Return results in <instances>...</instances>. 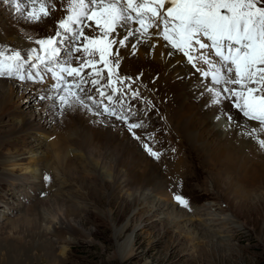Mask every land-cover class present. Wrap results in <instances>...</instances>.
I'll return each mask as SVG.
<instances>
[{
    "label": "bare ground",
    "instance_id": "6f19581e",
    "mask_svg": "<svg viewBox=\"0 0 264 264\" xmlns=\"http://www.w3.org/2000/svg\"><path fill=\"white\" fill-rule=\"evenodd\" d=\"M11 11L10 8L0 6V42L13 46L12 50H21L22 53L26 54L30 48L34 47V43L28 39L29 35H33V33L25 31L26 28L31 26L25 25L23 20H19V17L14 14L10 15ZM56 15L59 16L60 13L57 12ZM17 20H19V24H17ZM40 31L46 32L47 29L41 28ZM132 42L135 43L136 40H132ZM153 43L157 45L155 48L150 47ZM119 51L122 54L121 63L123 66H129V69L140 70L141 72H144L145 68L157 72L156 76H152V84L161 83V86L165 87L163 91L167 89L170 92L173 103L177 107L176 115L169 116L170 106L169 108H163L161 104H156L154 100H147V98L140 96H137V99H133L132 95H127L126 98L120 97L125 99V105L119 107L120 111H125L129 115L130 122H142L145 125V127L134 130L140 136V139L134 138L132 133L128 131L127 125L114 117L95 116L86 113L82 109L69 111L64 118L55 116L52 100L32 99L29 94V92H32L31 95L35 93L39 96L42 94L52 95L53 93L50 90L51 80L48 78H46L44 84H32L31 82L21 84L14 79H0V126L3 125L1 121L5 114L17 117L16 128L12 133H0V167L9 169L7 172L4 171L0 174V179L13 180L10 174L15 168L30 163H32L31 166L40 165V162L46 163L51 155L53 159L52 166L67 176L75 174L81 180L79 193L83 201L80 206L71 204L70 200H58L56 196L37 202L42 208L48 205L46 211L51 215L50 219L47 216L48 220L43 221V227L39 225L42 233L51 236L53 242L66 240L74 242L75 239L81 238L82 241L78 242L91 245L98 236L102 237L103 233H101V229L97 228L98 225H96L97 229L94 231L86 230L85 225L88 224L89 220L84 217V214L89 213L100 219L99 213L104 212L106 214L107 211L111 223L112 240L116 246L112 253V259L126 260L132 256L134 232L141 227L142 218L145 214H152L154 217H165L168 227L178 228L187 216L169 203L172 197L171 188L175 187L177 182L183 179V176L175 175L169 187L171 195L166 190V183L168 182L165 177V174L170 175V171L176 168V165L173 164L184 162L183 153L180 154L176 148L171 149L167 146L168 140L170 138L174 139L172 137L177 133L176 129L172 128L175 118L181 125L179 126L180 130L192 133V140L195 143H200L206 149L211 164L205 168L207 184L220 181L224 185L225 191L232 194V199L237 205L242 206V208L245 207L257 215H263L264 151L258 150L254 142L236 135L235 124L229 127L226 118L222 117L220 120L215 118L219 113L214 108L206 106L207 94L201 95L203 92L201 79L190 68L184 57L179 53L168 56L167 53L172 50L165 47L162 40L155 38L148 43H140L135 56L131 55V49H119ZM85 71L91 72L92 70L86 69ZM138 79L141 81L139 87H144L142 78L139 77ZM87 85L89 94L98 103L107 104V101L99 97L90 83ZM97 87L109 93L111 92L100 84ZM153 90L149 87L147 93L153 95L155 93ZM187 92H191L195 97L193 100L196 105L193 103L187 104V101L190 100ZM88 102L91 103V101ZM129 105L133 110H136L134 114L132 110L128 111ZM154 105L159 106L161 109L157 110ZM225 107L226 111L230 112L235 118V121L244 125L248 124V121L241 113L232 108L230 103H226ZM161 111L164 112L163 117L156 114V112L162 114ZM10 122L11 120H9ZM74 127H77V129ZM145 128L152 130V133H147ZM168 128L173 130L170 131ZM141 129L146 132H142ZM29 133L35 134L32 136L33 138L40 139L43 135L48 138L53 137L50 142L51 151L48 153L47 150V153L40 156L38 152L44 146L41 142L34 140V145L30 146L31 149L28 148L26 152L28 145L25 144ZM12 137L21 139L23 143L21 149H19L21 146L18 145V142L12 140ZM143 142L149 143L155 151L161 154L159 160L155 161L147 152L138 147L139 143L140 146H143ZM67 146L73 148V152L75 151L88 162L86 169H83L84 171L81 168H79L81 171H77V168L71 163L72 160L68 159L65 151ZM26 154L36 157V160L27 161ZM81 157L79 160H81ZM31 169L29 171L33 172L34 169ZM229 169H234L237 175L229 172ZM182 170L184 172V167ZM84 173H88L96 179L99 186H94V188L92 187L93 190H89L87 188L89 184ZM239 174L242 177H239ZM38 183L42 186L40 180ZM93 184L91 183V185ZM30 187L27 188L23 185L20 189H24L23 191L30 190V193L36 197V192L32 191L36 188ZM110 188L112 189L111 198L109 202L104 203L100 198L101 194L107 193ZM44 192V198L52 193L50 188ZM104 206L107 209L102 211ZM142 208H146L144 212H141ZM91 209L95 211L94 214L88 211ZM202 210L205 212L204 215L208 217L206 218L208 223L205 222V224L199 226L204 225L205 227H203L210 234L212 231H210L209 222L212 218L223 223L234 221L230 216L217 218L206 208ZM200 211L195 210V213ZM129 212H131L133 220H127L122 224ZM15 224L14 222L11 223L13 232L17 231V228H15L17 225ZM37 226V224H32L24 235L29 236L31 234L38 237V233L36 234V231H34V228L37 230ZM197 226L193 229L196 234H198L196 231ZM130 229L131 232L129 233ZM217 232L218 234L223 232L222 227H217ZM10 235L12 236V234ZM213 239L210 238L208 242ZM19 240L13 239L14 242L16 241L14 246L16 253L13 252V258H19L23 264H39L38 261L41 264H62L59 255L54 254V251H56L54 244L43 242L40 246L26 245L21 239ZM119 240L122 242L119 243ZM19 244L25 245L22 250L19 249ZM33 251L34 254H32ZM29 259L32 260V263ZM17 264H20V261Z\"/></svg>",
    "mask_w": 264,
    "mask_h": 264
},
{
    "label": "snow or ice",
    "instance_id": "6c2138e0",
    "mask_svg": "<svg viewBox=\"0 0 264 264\" xmlns=\"http://www.w3.org/2000/svg\"><path fill=\"white\" fill-rule=\"evenodd\" d=\"M0 6L31 26L25 31L33 33L28 39L37 46L26 54L0 51V79L21 84H44L50 79L53 94L39 99L53 101L55 116L64 118L69 111L82 109L114 117L140 139L134 130L145 125L130 122L129 115L115 107L125 105L120 97L126 98L128 92L133 99L139 95L128 83L132 77L117 75L119 49H131L135 56L140 43L155 38L172 50L168 56L181 54L200 73L201 95L206 93V106L219 113L215 118H226L229 127L235 124L236 135L264 151V0H0ZM98 65L107 72L110 93L97 87ZM89 83L107 104L89 94L85 88ZM226 103L248 124L235 121ZM143 147L149 156L160 159L149 143L143 142ZM173 200L191 211L187 198L174 194Z\"/></svg>",
    "mask_w": 264,
    "mask_h": 264
},
{
    "label": "rangeland",
    "instance_id": "374dc122",
    "mask_svg": "<svg viewBox=\"0 0 264 264\" xmlns=\"http://www.w3.org/2000/svg\"><path fill=\"white\" fill-rule=\"evenodd\" d=\"M12 47L7 43L0 42V51L8 52V50L11 51L13 49ZM119 72H122L125 76L127 75L128 77L133 78L134 82H130V86L139 93L138 96L147 98V100H154L156 104H161L163 108H169L170 106L172 109H169V116L176 115L175 111L177 110V107H175V104L173 103L170 92L167 89L166 91H163V88L165 87L161 86V83H158L157 85L152 84V76H156L157 72H152L147 68H145L144 72L129 69V66H123L122 63H120ZM135 75L142 78V81H144V87H139L141 81L137 79ZM149 87L152 90L154 89L153 92L155 93L153 95L147 93ZM31 93L32 92H29L30 98L39 99V95L36 93L31 95ZM130 93L131 92H128V95H131ZM187 94L190 98V100L187 101V104H195L193 100L195 97L192 93L187 92ZM154 106L157 110L161 109L157 105ZM161 113L162 114L156 112L160 117H163L164 112L161 111ZM156 114L155 116H157ZM8 119L11 120L10 123ZM16 122L17 117L5 114L1 121V124L3 125L0 126V133H12L16 128ZM179 126L181 125L177 122V118H175V122L172 123V128L174 130L176 129L175 131L177 133L172 137L174 139L170 138L168 140L167 146L171 149L176 148L180 154L183 153L184 162L182 161L178 164H173L176 165V168L170 171V175L165 174L166 180L169 183H166V190L168 192L175 175L183 176V179L178 181L175 187L171 188L172 197L170 201L169 196L170 203L168 202L172 206H175V209L182 211L187 216L186 219L188 220L184 219V222L182 221V224L178 228L168 227L167 219L165 217H154L152 214H145L142 218L141 227L134 232V249L132 256L126 260L117 258L112 259V253L114 249H116V246L112 240L111 223L107 211L106 214L104 212L99 213L98 216L100 219L95 218L89 213L84 214V217L89 220L88 224L85 225V229L88 231H94L98 228L99 230L101 229L100 231L103 233L102 237L98 236L91 245L78 242L82 241L81 238L75 239L76 241L74 240V242L70 240H66L67 242H53L51 236H48L44 232L42 233L40 229V227H43V221L48 220V217L50 219L51 215L46 211L48 205L42 208L37 202L39 200L42 201L56 196L58 197V200H70L71 204L73 203L80 206L83 200L80 198L81 194L79 193V185L81 183L80 178L75 176V174L67 176L61 173L60 170L52 166L53 159L50 155L51 159L49 158L46 163L40 162V165L38 164L34 166H31L32 163H30L12 170L10 175H12L13 180L0 179V264H17L18 261H20V264H23L19 258H13V252L16 253L14 246L16 245V241H20L19 239L26 243V245L32 244L40 246L43 242L54 244L56 248L54 254L59 255L60 259H62V264H264V214L257 215L249 211L247 208H242V206L240 207L237 205L232 199V194L229 191H225L224 185H222L220 181H213L212 183L207 184L205 168L209 167L211 164L206 149H204L200 143H195L192 140V133L180 130ZM74 128L77 129V127ZM168 129L170 131L173 130L171 128ZM145 130L147 133H152V130H149L148 128H145ZM145 130H142V132ZM33 135L35 134H28L25 144L26 146L28 145L26 152L28 151V148L31 149L30 146L34 145L33 141L37 140L44 146L39 150L40 153L38 152V154L42 156L47 153V150L49 153L51 151L50 142L53 140V137L48 138L43 135L39 139L33 138ZM12 140L18 142V145L21 146L19 149L22 148L23 143L21 139L12 137ZM138 147L144 150L143 146H140V143ZM65 151L68 155V159L72 160L71 163L77 168V171L86 169L88 162L75 153V151L73 152V148L67 146L65 147ZM32 157L33 156L29 154L25 155L27 161L36 160V157ZM80 157L81 160H79ZM154 160L157 161L156 159ZM155 161L154 163H156ZM183 167L184 172L182 170ZM31 168L34 169L33 172H30L32 170ZM79 168H81V170ZM8 170L9 169L7 168L4 169L3 167H0V174L4 173V171L7 172ZM229 172L236 174L234 169H231ZM88 173H84V176L86 177L85 179L89 184L87 188L93 190L94 186H99V182ZM45 175L50 177L49 181H45ZM238 176L242 177L240 174ZM39 180L42 183L43 189L38 183ZM91 183L94 184L91 185ZM23 185L27 188L28 186H31L30 188H32V186L36 188L32 190L33 192H36V197L30 193V190H21L20 188H22ZM49 188L52 193L44 198V191H47ZM111 191L112 189L110 188L107 193L101 194L100 198H102L104 203L109 202L112 195ZM174 194H180L187 198L190 203L191 211L179 207L173 200ZM169 195H171V193ZM204 208L209 210L210 213L217 218L220 216H230L234 221H232V223L230 221L228 223H223L212 218L209 222L210 231H212L210 234L207 229L204 228V225V227L199 226L205 224V222L208 223V221H206V218L208 217L204 215L205 212L202 210ZM106 209L107 207L104 206L102 211H105ZM145 209L146 208H142L141 212H144ZM195 210L201 211L195 213ZM88 211L92 212V214L95 212L93 209ZM127 220H133L131 212L127 214L122 224ZM12 222H14V224L17 222L15 224L17 225V227H15L17 228L16 232H13V226L11 227ZM32 224L38 225L36 228L37 230L34 228L36 234L38 233L39 235L38 237L31 234L29 236L24 235L25 231L28 230ZM96 225H98L97 228ZM195 226H197L196 231L198 234L193 231ZM217 227H222L223 232L218 234ZM131 229L128 231L129 233L131 232ZM10 234H12V236ZM210 238L214 239L208 242ZM13 239L16 241L14 242ZM121 242L122 241L119 240V243ZM24 246L25 245L19 244L18 247L22 250ZM32 254H34V251ZM59 257L57 258L59 259ZM29 260L32 263V260ZM38 262L41 264L40 261Z\"/></svg>",
    "mask_w": 264,
    "mask_h": 264
}]
</instances>
